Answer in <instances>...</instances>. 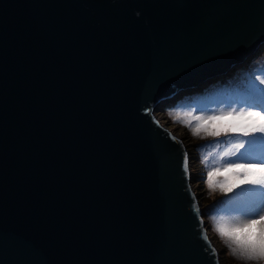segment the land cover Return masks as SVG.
Listing matches in <instances>:
<instances>
[{
    "label": "water",
    "instance_id": "1",
    "mask_svg": "<svg viewBox=\"0 0 264 264\" xmlns=\"http://www.w3.org/2000/svg\"><path fill=\"white\" fill-rule=\"evenodd\" d=\"M263 47L264 0H0V264H221L155 111Z\"/></svg>",
    "mask_w": 264,
    "mask_h": 264
},
{
    "label": "rangeland",
    "instance_id": "2",
    "mask_svg": "<svg viewBox=\"0 0 264 264\" xmlns=\"http://www.w3.org/2000/svg\"><path fill=\"white\" fill-rule=\"evenodd\" d=\"M263 52L264 47L258 55L249 60L247 64L241 66L243 68L240 67L241 69L239 70L245 69V67H248V65L252 64V62H254L252 66H258L264 69V62L260 61L262 59L264 61ZM257 61H260V63H257ZM232 71L233 70L228 72L223 78L225 79L229 75L227 78H230V81L233 85L237 81V73ZM260 76L264 80V74ZM223 78H216L215 80H211L203 86L207 90L204 99L195 101L196 98H193L194 96L192 97L188 94L190 92H184L187 94V97L185 98L181 96L183 93H180V95H178L173 100L164 103L162 107L164 105L166 106L155 111V114L160 119L162 125L169 128L174 134L184 141V144L186 145L190 155V169L192 173L191 182L197 192L198 201L201 202L202 211L204 215H206L204 216V219L206 220L208 232L213 242L220 250L221 264H232V260L228 261L229 252L227 250V246L215 230L216 223L221 219L231 224L246 222L249 217L233 214L230 212L231 206L240 205L241 201H251L254 203L255 207L246 209L250 213L264 210V188L258 190L252 196H250V194L247 196H244L242 193L238 194L233 200L228 202V209L227 207H224L225 209H223L221 213L217 214L216 211H218L219 204L224 203L223 199L215 198V196H217L219 193L218 189L221 177H216L213 187H209L207 183V173L217 167L222 169L224 166H226L225 162L229 159H232L233 162H235L236 156H232V154L235 153V150L233 149L231 152L225 150L223 153L220 149L200 148L191 142L189 130L198 124V122L194 119L197 116L205 119L209 116L220 115L229 111H246L251 108H261L264 110V100L261 99L260 96L253 98L250 94L242 98L238 96L230 97V92L228 89L222 92L213 87L215 83ZM239 82L242 84V86H245L246 84V87L249 84L252 93H260L262 90V83L255 82L253 78L246 79L240 77ZM173 102H175V105L171 106ZM260 103H263V106H261ZM241 106L243 108H241ZM221 140H223V138L220 139V141ZM238 152L235 154H238ZM239 159L243 162L264 164V149H259L257 152L251 150L246 151L239 156ZM207 189L211 201L206 205H203L204 196ZM261 214H264V212H261ZM255 218L258 219L259 217L257 216Z\"/></svg>",
    "mask_w": 264,
    "mask_h": 264
},
{
    "label": "snow or ice",
    "instance_id": "3",
    "mask_svg": "<svg viewBox=\"0 0 264 264\" xmlns=\"http://www.w3.org/2000/svg\"><path fill=\"white\" fill-rule=\"evenodd\" d=\"M194 119L198 122L193 128L194 134H198L201 130L217 137L222 133H235L243 136L264 133V110L229 111L225 114L209 116L207 119L199 116ZM257 137L264 136L252 135L250 140L255 141ZM248 141L239 144L238 147L242 151L238 154L234 153L235 162L229 159L222 169L217 167L207 173L209 187H213L216 177H223L224 180L219 187L226 192H232L234 189L240 190L241 185H260L264 188V164L243 162L239 159V156L247 151ZM253 207L255 205L251 201H241L240 205L231 206V213L249 218L246 222L238 224H231L221 219L216 223L215 230L234 257L249 262H264V243H257L258 236L264 240V214H261L264 210L251 213L246 210ZM257 216L258 219L255 218ZM255 256L259 258L252 259Z\"/></svg>",
    "mask_w": 264,
    "mask_h": 264
},
{
    "label": "trees",
    "instance_id": "4",
    "mask_svg": "<svg viewBox=\"0 0 264 264\" xmlns=\"http://www.w3.org/2000/svg\"><path fill=\"white\" fill-rule=\"evenodd\" d=\"M260 61L264 62L263 59ZM260 61H257V63H260ZM253 64H254V62H252V64L248 65V67L246 66L247 68L244 66L245 69H242V70H239V69H241L243 67L233 70L237 73V81L235 84L232 85L230 78H227L229 76L228 75L225 79L223 78V79L219 80L217 83H215L213 87L217 88L218 90H220L222 92H224V91H226V89H228V91L230 92V97L238 96V97L242 98V97H245V96L250 94L253 98H255L256 96H260V98L264 100V80L260 76V75L264 74V69L260 68L258 66H252ZM240 77L246 78V79L253 78L255 80V82H258V83L261 82L262 83L261 92L260 93H255V92L252 93L251 87L249 84L247 85V87H246V84H245V86H242V84L239 82ZM206 91L207 90L203 87V88H198L196 90H191V91H187V92H190L188 94L192 97L194 96L193 98H196L195 101H199L200 99H204V96L206 95ZM186 93L181 94V96L183 98L187 97ZM191 101H193V100H191ZM260 104H261V106H263V103H260ZM173 105H175V102H173L171 104V106H173ZM165 106L166 105H164L161 108H164ZM260 110H262V109L261 108H251V109H248L246 111H260ZM205 119H207V118H205ZM196 126H194L193 128H195ZM193 128L191 130H189L190 139H191V142L193 144L197 145L200 148H204V149H208V148L220 149L223 153L225 150H227L228 152H231L233 149L235 150V153H237L239 151V147H238L239 144L241 142H247L248 140L252 139V135L264 136V133H255V134H251L249 136H243L241 134H235V133H226V134L222 133L219 137H217V136H213V135L208 134L204 130H201L198 134H194ZM222 138H223V140L220 141V139H222ZM262 148L264 149V137H257L255 141H251V140L248 141L247 151L251 150V151L257 152L259 149H262ZM240 151H242V149H240ZM233 155L234 154H232V156ZM223 180H224V178L221 177L220 183H222ZM241 188L242 189H240V190L234 189L232 192H226L222 188L219 187V189H218L219 193L217 196H215V198L223 199L224 203L219 204L218 211H216L217 214L221 213L223 211V209H225L224 207L228 206V202L233 200L234 197H236L238 194L242 193L244 196H247L248 194H250V196H252L258 190L263 189L260 187V185H241ZM210 201H211V199L209 198L208 189H207L205 196H204L203 205H206ZM228 208L229 207H227V209ZM204 216H206V215H204ZM227 250L229 252L228 261L232 260V264H264V262H255V261L249 262V261L241 260L237 257H234L230 253V250L228 249V247H227Z\"/></svg>",
    "mask_w": 264,
    "mask_h": 264
},
{
    "label": "clouds",
    "instance_id": "5",
    "mask_svg": "<svg viewBox=\"0 0 264 264\" xmlns=\"http://www.w3.org/2000/svg\"><path fill=\"white\" fill-rule=\"evenodd\" d=\"M257 243L260 244V243H264V240H261V238L258 236L257 237ZM259 256H255V257H252V259H258Z\"/></svg>",
    "mask_w": 264,
    "mask_h": 264
}]
</instances>
